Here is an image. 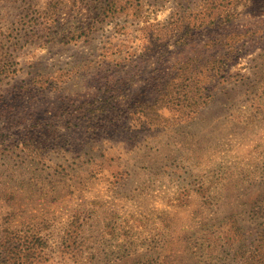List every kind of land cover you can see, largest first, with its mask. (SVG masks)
<instances>
[{"label": "rangeland", "instance_id": "1", "mask_svg": "<svg viewBox=\"0 0 264 264\" xmlns=\"http://www.w3.org/2000/svg\"><path fill=\"white\" fill-rule=\"evenodd\" d=\"M262 228L264 0H0V264H264Z\"/></svg>", "mask_w": 264, "mask_h": 264}, {"label": "trees", "instance_id": "2", "mask_svg": "<svg viewBox=\"0 0 264 264\" xmlns=\"http://www.w3.org/2000/svg\"><path fill=\"white\" fill-rule=\"evenodd\" d=\"M260 231H261V233H263L264 232V228H262ZM260 240H264V238L262 237Z\"/></svg>", "mask_w": 264, "mask_h": 264}]
</instances>
